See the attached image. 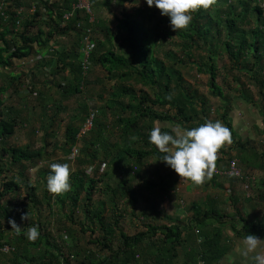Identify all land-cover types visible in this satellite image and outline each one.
Returning <instances> with one entry per match:
<instances>
[{
	"label": "trees",
	"instance_id": "16d2710c",
	"mask_svg": "<svg viewBox=\"0 0 264 264\" xmlns=\"http://www.w3.org/2000/svg\"><path fill=\"white\" fill-rule=\"evenodd\" d=\"M88 1L89 8L79 6V0H0V253L9 255L12 264H71L69 257L60 252L56 239L40 232V223L31 219L19 233L16 229L7 232L9 226L3 224L10 219L20 218L21 222L22 216L27 215L40 218L46 209L50 214H59L58 222L64 217L74 223V214L80 210L87 222L86 230L100 231L90 239L100 248L99 253L84 250L74 264H217L227 249L220 246L221 227L237 216L239 220L243 217L238 210L230 215L225 212L226 202L217 193L207 195L209 209H195L188 220L166 216L167 223H156L151 214L164 213L157 209V203L170 193L180 176L160 161L164 153L148 141V135L156 124L162 131H170L174 125L192 128L219 120L229 128L236 148V153L223 146L219 149L223 155L217 157L215 167H220L222 175L233 158H239L237 163L244 167L264 170V151L248 139L234 140L229 118L231 99L217 81L216 62L225 55L229 62L221 66L230 73L234 69L245 71L247 80L264 97V0H215L209 8L193 13L187 29L177 31L170 27L169 18L162 16L155 6H148L146 0L133 11H127L123 4L138 0ZM113 1L121 5V16L113 11ZM101 9L113 15V19L100 15ZM58 36L65 39L59 40ZM86 36L91 49L84 60L82 47ZM173 45L179 48L175 50ZM30 58L34 59L30 62L33 69L54 79L41 80L33 69L18 73L7 70L15 59ZM189 66L206 74L211 94L223 99V111L217 117L210 118L208 98L184 77ZM95 67L103 69L105 76H94ZM28 76L34 105L16 106L14 100L20 98L25 84L22 78ZM92 77L101 82L96 93L102 101L99 107L86 102V93L92 94ZM105 82L109 85L105 86ZM52 88L56 90L53 100ZM243 88L244 84L237 96L253 103L252 94ZM72 97L81 101L80 112L67 116L60 147L66 155L77 148L73 157L77 167L70 172V190L55 194L47 189L52 169L40 167L33 183L26 171L49 155L45 148L49 144L47 138L56 134L49 126L56 122L60 112L66 111L63 102ZM91 108L95 111L92 126L79 136ZM261 112L264 117V104ZM31 119L37 124L36 128L31 126V131L42 130L43 145L9 144L7 139L18 127H27ZM100 160L108 163L103 176L114 172L111 177L116 176L115 185L102 180L104 184L97 187L96 182L103 176H88L86 167L97 168ZM14 167L16 172H12ZM119 175L123 177L118 179ZM219 176L213 171L207 180L222 187ZM133 180H140L139 188L127 185ZM143 189L151 198L142 210V227L128 234L119 224V217H124L120 199L125 198L134 206ZM95 190L103 199L93 201ZM7 195L9 200H2ZM258 195L264 201V191ZM19 196L23 198L17 201ZM230 198L235 205V196ZM10 202L15 204L8 205ZM208 220L212 223L210 229H206ZM214 223L219 227H213ZM242 223L239 232L246 234L263 227L259 220L243 219ZM31 226H36L40 233L34 241L24 235ZM196 226L197 234L193 231ZM65 230L67 235H73L67 227ZM200 235L204 240L198 242ZM5 245L9 247L7 251L2 250ZM40 245L44 246L42 252H30V248L39 250ZM73 254H79L76 248Z\"/></svg>",
	"mask_w": 264,
	"mask_h": 264
},
{
	"label": "rangeland",
	"instance_id": "374dc122",
	"mask_svg": "<svg viewBox=\"0 0 264 264\" xmlns=\"http://www.w3.org/2000/svg\"><path fill=\"white\" fill-rule=\"evenodd\" d=\"M143 2V0H138V2H132V1H126L124 2L123 6L127 9V11H133V8L141 5ZM83 5L86 6L87 8H89V1L88 0H79V6ZM113 11L121 16V12H122V7L121 5L116 4L115 1H113ZM23 10H28L27 7H23ZM33 9V8H31ZM30 11V10H28ZM100 15H103V17H106L109 19H113V15H110L105 9H101ZM112 26H115V22L111 24ZM59 40H64L65 37H61L58 36ZM174 49L177 50L179 48V46H175L173 45ZM23 61H26L25 59H23ZM22 60H14L13 65L9 68H7V70H13L15 73L18 72H22V71H26V70H30L33 69V67H31V63L28 61H26V63H21ZM217 65L219 67V72H218V77H217V81L219 84H222L224 87V94L226 96H229L231 101H234L233 103V109L234 106H236V103L239 102V99H241L240 97H238V93L240 92L239 89L240 87H242V84H244V88L243 89H247L248 92L250 94H252L253 98H254V102H244V105L242 102H239L240 108L242 110H247V111H257L259 113H257V117H259V125L260 128L257 130V139H255L254 144L255 146L259 149V150H263L264 151V122H263V115L261 113V109L263 107L264 104V97L261 98V95H259V89L257 86L253 85L250 83L249 80H247L246 78V72L245 71H239L237 69H234V71L232 73H230V71H227L225 67H222L221 65H223V63H228L229 60L227 59V57L225 55H222L221 58L217 59ZM1 71V70H0ZM33 72L36 73V77H39V79H45L47 77H51L52 79H54V77L50 76V75H45V74H41L38 71H36L35 69H33ZM93 75L97 76V77H103L105 76L106 72L99 68V67H95L93 70ZM234 75V77H233ZM240 76V77H239ZM184 77L191 83L194 84V87H196L198 89V92L200 94H204L207 98H208V103L211 105V110L209 112V116L210 118H214L217 117L216 115H218L219 112L223 111V99H221L220 97H216L213 96L210 92V89L207 86V75L201 72H197L196 69L192 66H189L188 68H186L184 70ZM56 79H58V76L55 77ZM1 79V78H0ZM25 82V84L22 87V92L20 95V98H15L14 103L16 106L19 105H34V102L32 100V97L34 96L28 89H29V81L30 78L29 76L26 78H22ZM238 79V80H237ZM106 81V80H105ZM92 85H90V90H91V95H89L88 93H86V102L90 105L93 104L97 107L100 106V104L102 103V101L99 100V98L97 97L96 93L99 91L100 87H101V82H96V80H94V78L92 77ZM1 83V80H0ZM109 82H105V86H108ZM139 86V85H138ZM55 88L51 89V99L53 100V98L56 97V93H55ZM9 93L5 94L4 97H6ZM14 99V98H13ZM64 105L67 106L66 111L64 112H60L58 115V119L56 120V122L49 126L50 129L55 130V135L53 136H49L47 138V143L46 144V150L47 152H49V155H45V157L42 160L38 161V164L36 166L33 167H29V169H27V174L29 175V182L33 183V179L36 176L37 170L40 167H47L50 168V165L52 163H67L69 165L70 168V172L76 169V162L74 160V154L70 153L68 155H66L63 152V149L60 147L62 142L64 141L63 139V132H64V127H65V123L66 120L68 119V115H70L71 113H78L80 112V105H81V101H77V99L75 97H72L68 100H65ZM230 104H232L231 102H229ZM232 107L230 108L231 111ZM229 111V112H230ZM263 119V120H262ZM221 122V121H220ZM31 126H37V124H34V120L31 119L30 124L27 127H18L15 131V133L7 139V142L9 144L12 145H23L27 142H32L33 145L35 147H38L40 145H43V141H41V136H42V130L38 129L35 132H32ZM257 128L255 127V130ZM55 144H57L55 146ZM82 145V142H79V146ZM75 147H73L74 149ZM72 149V150H73ZM70 158V159H69ZM73 158V159H72ZM149 162V161H147ZM97 163V162H96ZM108 163H105L104 161H99L97 163L98 166H96L97 168H94L93 166H87L86 170L88 173V176L93 177V178H99L100 176H103L105 173L104 171L107 167ZM147 165L149 166L150 164L147 163ZM243 167L242 170H248L244 167V165L242 164ZM17 168H13L12 172H16ZM109 171V169H108ZM250 173H252L254 170L249 169L248 170ZM10 172V173H12ZM244 172V171H243ZM110 173V172H108ZM114 172L111 171L110 175H106L103 176L102 179H98V182H96L97 187H101V185H103L104 183H102L103 181H108L110 184L115 185L116 183V176H114V178H112V174ZM256 177L257 175H259V173H255L253 172ZM123 177V175H119L118 179H121ZM110 178V179H108ZM127 180H129V177H126ZM181 177H179L178 182L180 181ZM184 181L185 178H183ZM257 182H258V177H257ZM176 185L173 186V189H171V192L176 189L178 187V185H180V183H178ZM256 182V183H257ZM132 184L133 187L135 189L139 188L138 185L140 183V180H133L132 182H127V185ZM182 183V182H181ZM239 185L241 186V184L239 183ZM250 192L252 191L251 189V185L249 188ZM177 191V190H176ZM242 191V190H241ZM171 192L167 195L164 196L163 199L161 201H158L159 204H162L163 202H165L166 200L168 201H177L179 199L173 198L171 196ZM175 197V196H174ZM10 196L7 195L5 196V198H2V200L4 199H8L9 200ZM22 196H19L17 201L22 199ZM93 201H97L98 199H103V197L101 196V194L95 190L93 192ZM139 201H137L136 204H134V206L128 202V200H126L125 198L120 199V209L123 210V214L124 217H119V224L122 226V229L124 231H126V233L128 234H132L134 233L136 230L140 229L142 226L140 225V218H137L139 215L140 216V209L143 205H148L149 201L148 199L151 198V195H147L145 192V189H143L142 194H140V196L138 197ZM178 198V197H177ZM126 200V201H125ZM7 201V200H6ZM13 201V200H12ZM229 201V200H228ZM226 199V205L230 204ZM8 205L11 204L13 206V202L7 203ZM18 206V205H17ZM135 210H134V209ZM225 212H227L226 210H224ZM19 212H21V209L19 207ZM109 212V211H107ZM116 212V211H115ZM233 212V210H231L230 207V211L228 212L231 213ZM264 213V210H263ZM109 216V215H108ZM25 218L22 219V221L20 222L19 219H15V222L17 223L18 226L21 227V229H23L25 226L23 225L24 223H28L30 222V220H34L35 223H40L39 224V230L41 233H48L51 234L53 238L56 239V244L57 246H59L60 248V252L64 255L69 257V260L71 261V264H74L76 262L77 259L82 258L83 256V251L84 250H91V251H95L96 253H99V245L97 243H93L90 242V239L96 237L99 234V230L97 228L94 229V231L91 230H86L87 228V222L85 221L84 216H82L81 211L78 210L75 212L74 214V223H70L68 221H66L63 218L60 219V221L58 222V218L60 217L59 214L56 212L55 214H50L48 212V210H44L42 211V214L40 216V218L38 217H34L31 218L30 215L24 216ZM3 221V220H2ZM8 224V228L7 232H14L15 228L11 227V224L8 223H4L3 226H6ZM83 225V226H82ZM67 227L71 232H72V236L71 234L67 235V231H64V228ZM83 227V228H82ZM28 229V228H27ZM26 229V230H27ZM84 229V230H83ZM61 236V237H60ZM72 244H75V247H69V245L72 246ZM74 248H76V250L79 252V254L76 256L75 254L72 255V252L74 250ZM1 249V248H0ZM44 249L43 245H40L39 250H35V249H31L30 248V252L31 253H40L42 252ZM0 252L2 253V251L0 250ZM0 253V264H12L11 261L9 260V255L6 254H1ZM7 253V252H5ZM54 253L56 254L57 252L54 251Z\"/></svg>",
	"mask_w": 264,
	"mask_h": 264
},
{
	"label": "crops",
	"instance_id": "0c3cea01",
	"mask_svg": "<svg viewBox=\"0 0 264 264\" xmlns=\"http://www.w3.org/2000/svg\"><path fill=\"white\" fill-rule=\"evenodd\" d=\"M237 99L244 105V100L239 98ZM239 102L236 103V106H234L235 109H233L234 101H231L232 109L229 112L232 131L235 133L234 140L237 141L240 138L242 140L248 139L252 144V142L257 139V130L260 128L259 117H257V113L259 112L257 111L256 113V111L253 112L242 110L240 108ZM255 127L257 128L256 130ZM233 144L234 143L231 140V143L225 142L222 146L225 148V150H230L231 153H236V148ZM222 155L223 153L218 150L217 157ZM219 165H222V162H219ZM238 165L240 168L243 167L240 163ZM218 168L220 167H215L213 171L220 174L218 181L223 183L222 187H218L215 184L209 182L207 178H205L202 184H195L189 179H185L186 181H184V179L181 178L178 182L180 185H178V187L172 192L170 191L171 196L179 200L173 202L166 200L162 204H159L157 208L158 210L162 209L164 213L151 214V216L153 217V220L156 221V223H167L166 216H171L173 219L178 217L182 221L188 220V218L193 215L195 209L201 208L203 210H207L210 208V204L205 202L207 195L219 193V197L224 202H226V199L227 201L229 200L228 202L230 204L223 206V209L226 210L227 213L230 211L231 207L233 212L229 213V215L236 214V210H238V214L242 216L244 220H259L263 224V227L256 229L251 234H246L244 231L239 232L243 225V219L239 220V216L235 217V220H231L233 223L227 221L226 224L221 227L222 231L219 235L220 246H225L227 249L221 254L217 264H254L255 256L257 254H264V201L261 200L258 195V193L264 191V182H262V180H264V170L259 171L256 168H252L254 170L253 172L256 174L259 173V175H257V182L256 175L253 172L250 173L248 171L250 168L245 167L248 170H242L241 168V176L229 174L226 171H224V174H226L222 175V171L218 170ZM246 184L247 187H245ZM250 185L252 189L251 192L250 189H247L250 187ZM255 189L256 191H254ZM230 196H235L236 206L234 203L232 204V199ZM145 207L146 205L141 207L140 216L137 215V218H140L141 220L144 219L142 210H144ZM207 222L208 223H206V225L208 224V226H206V229H210L212 226L210 224L212 223L210 220ZM213 225V227H219L216 223ZM193 231L195 234H197L199 231L198 226H196V229ZM249 235H256L261 241L260 244L252 250L249 249V246L246 242V238ZM202 240H204V236H198L197 241L201 242ZM185 252L186 249L182 251V254ZM199 264H202V262Z\"/></svg>",
	"mask_w": 264,
	"mask_h": 264
},
{
	"label": "clouds",
	"instance_id": "9594fccd",
	"mask_svg": "<svg viewBox=\"0 0 264 264\" xmlns=\"http://www.w3.org/2000/svg\"><path fill=\"white\" fill-rule=\"evenodd\" d=\"M215 0H146L148 6H155L162 16L169 18L173 31L187 29L193 20V13L207 9ZM232 137L228 127L219 120L207 121L192 128L171 126L170 131H162L154 125L148 135V141L164 153L162 159L168 167L179 174L181 178L189 179L195 184H202L205 178H210L215 168L217 153L221 146L231 143ZM52 171L47 177V189L51 193L60 194L71 188L70 168L67 163H52ZM27 215V214H26ZM25 218L22 216V219ZM9 223L19 233L21 227L14 219ZM29 240H36L40 233L36 226H31L24 233ZM249 249H255L260 244V238L249 235L246 238ZM254 264H264V254H257Z\"/></svg>",
	"mask_w": 264,
	"mask_h": 264
},
{
	"label": "built area",
	"instance_id": "2783aa9c",
	"mask_svg": "<svg viewBox=\"0 0 264 264\" xmlns=\"http://www.w3.org/2000/svg\"><path fill=\"white\" fill-rule=\"evenodd\" d=\"M257 2L259 3H262L261 0H256ZM80 6H83V5H80ZM91 49V42H90V39L88 36L85 37V40H84V46L82 47V50L84 52V60H86L88 54H89V51ZM34 59L33 58H30L29 60H26L27 62H32ZM26 61H22V63H26ZM94 110L93 108L90 109V115L89 117L86 119L84 125L82 126L81 130H80V133H79V136L81 133H83L85 130L89 129L91 126H92V119H93V114H94ZM77 152V148L75 147L73 150H72V153L75 155ZM227 173L229 174H235L237 176H241L242 175V170L241 168L239 167L238 163H237V159L236 158H233L229 164V167L228 169L226 170ZM245 187H247V184L245 185ZM9 249V247L7 245H5L4 247H2V250L3 251H7Z\"/></svg>",
	"mask_w": 264,
	"mask_h": 264
}]
</instances>
